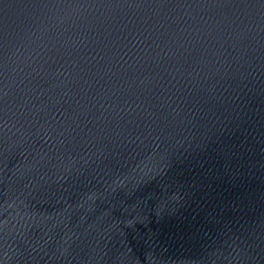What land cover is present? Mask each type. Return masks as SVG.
<instances>
[{
    "label": "water",
    "instance_id": "water-1",
    "mask_svg": "<svg viewBox=\"0 0 264 264\" xmlns=\"http://www.w3.org/2000/svg\"><path fill=\"white\" fill-rule=\"evenodd\" d=\"M0 264H264V0H0Z\"/></svg>",
    "mask_w": 264,
    "mask_h": 264
}]
</instances>
